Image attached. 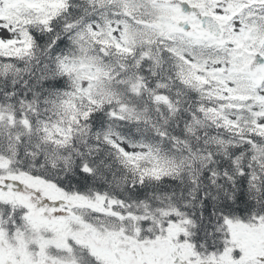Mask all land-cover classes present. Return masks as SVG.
Wrapping results in <instances>:
<instances>
[{
    "label": "snow or ice",
    "instance_id": "snow-or-ice-1",
    "mask_svg": "<svg viewBox=\"0 0 264 264\" xmlns=\"http://www.w3.org/2000/svg\"><path fill=\"white\" fill-rule=\"evenodd\" d=\"M0 264H264V0H0Z\"/></svg>",
    "mask_w": 264,
    "mask_h": 264
}]
</instances>
